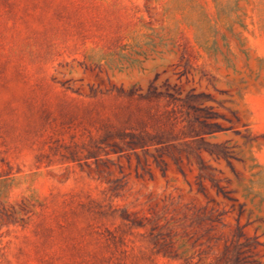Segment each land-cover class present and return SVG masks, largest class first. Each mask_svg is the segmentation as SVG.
Wrapping results in <instances>:
<instances>
[{
  "label": "rangeland",
  "instance_id": "374dc122",
  "mask_svg": "<svg viewBox=\"0 0 264 264\" xmlns=\"http://www.w3.org/2000/svg\"><path fill=\"white\" fill-rule=\"evenodd\" d=\"M238 6L213 57L153 0H0V264H264V0Z\"/></svg>",
  "mask_w": 264,
  "mask_h": 264
},
{
  "label": "trees",
  "instance_id": "16d2710c",
  "mask_svg": "<svg viewBox=\"0 0 264 264\" xmlns=\"http://www.w3.org/2000/svg\"><path fill=\"white\" fill-rule=\"evenodd\" d=\"M215 12L211 14L201 0H153L162 7L164 26L168 28V35L176 43L183 26L192 28L196 44L206 53L215 57L218 51V38L226 39L222 28L230 31L236 25L244 27L239 0H212ZM158 33L155 32V35ZM141 32H133L129 43L122 47L121 53L131 51L140 45Z\"/></svg>",
  "mask_w": 264,
  "mask_h": 264
}]
</instances>
